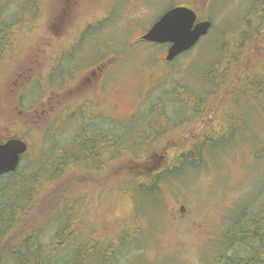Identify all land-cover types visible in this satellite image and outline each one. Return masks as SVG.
Masks as SVG:
<instances>
[{"label": "rangeland", "instance_id": "obj_1", "mask_svg": "<svg viewBox=\"0 0 264 264\" xmlns=\"http://www.w3.org/2000/svg\"><path fill=\"white\" fill-rule=\"evenodd\" d=\"M178 4L194 7L212 26L189 52L166 61L167 45L137 42V37ZM61 5L62 0H0V138L16 133L27 143L19 170L51 158L60 163L65 152L81 156L80 168L68 171L58 188L74 195L67 206L73 219L82 221L75 226L80 238L94 233L111 253L108 261L95 256L90 264H221L231 253L230 225L264 184V89L255 99L240 97L264 53V20L258 24L257 16L249 17L257 2L82 0ZM255 27L261 32L251 37L258 41L247 48ZM234 45L247 48L239 62L229 59ZM103 60L110 63L105 78L93 81L99 102L87 108L81 100L88 86L78 82L84 70ZM258 64L261 70L264 61ZM216 65L217 74L227 73L225 84L203 89L202 68ZM207 90L208 103L196 111L195 101ZM154 117L159 125L151 122ZM236 124L242 131L230 135ZM100 128L106 134L115 131L117 144L112 150L99 148L92 163L76 140L82 129ZM206 134L208 141L202 137ZM213 139L220 141L207 144ZM202 143L198 166H172L159 178L146 208L137 207V195L132 201L125 185L117 190L118 178L123 181L131 165L145 164V174L169 168Z\"/></svg>", "mask_w": 264, "mask_h": 264}, {"label": "trees", "instance_id": "obj_2", "mask_svg": "<svg viewBox=\"0 0 264 264\" xmlns=\"http://www.w3.org/2000/svg\"><path fill=\"white\" fill-rule=\"evenodd\" d=\"M255 1L257 5L249 11V17L257 16L258 24H260L264 20V18H260L264 17V0ZM205 2L207 3V0ZM251 27L253 26L251 25ZM249 32L250 43L247 48L251 46L255 48L253 43L258 40H253L251 36L257 37L254 35H258L261 28L255 27ZM0 44L4 45V41H1ZM3 45H0V58ZM189 50L180 55L189 52ZM245 50L234 45L235 55L233 53L229 59L239 62L237 60ZM260 56L253 64L252 73L244 81V93L240 97L251 94L255 99L258 92L261 93V90L264 89V65H261L260 70L258 64V61H264V53H262V57ZM249 61L246 57L245 63ZM206 67L204 66L201 72L203 89L207 85L216 88V86L225 84L227 73L223 75L220 71L217 74V65L216 67L210 66L211 68H207L203 72ZM209 91L207 90L199 101H195L196 111L202 107L203 102L208 103L205 95L207 96ZM154 111L158 112L159 118L163 117L162 110L155 108ZM159 118L154 117L151 122L159 125L158 121H155ZM241 128L240 124L236 127L235 125L230 126L229 134L232 135L231 132L234 133L239 129L242 131ZM160 129L165 130L164 128ZM156 130H159V127ZM131 132H133V128H131ZM210 136L206 134L202 137H206L208 141L211 139ZM11 137L23 140L16 133H13ZM4 140V137L0 138V142ZM205 140L203 138L201 142L205 143ZM76 141L77 147H79L78 140ZM213 141L207 144H216L220 140L213 139ZM204 143L188 152L187 157L185 154V157L175 159L169 168L153 169L145 174L143 173L147 167L145 164L131 165L132 168L125 172L127 175L123 176V181L118 178L117 190L120 187L119 190L122 191L125 185V190L129 191V195L133 198L132 201L137 195V207L142 205L146 208L147 201L153 199L152 197L157 194L159 178L166 172H171L172 166L175 169H181L187 164L189 167L198 166V157ZM47 152L49 153L51 150L47 149ZM80 158L81 156L75 151L65 152L61 156L60 163H53V158L50 159V163H45V161L30 162L25 164L27 168L23 171H20L18 166L13 172L0 175V264H90L95 256H101L107 261L110 259L111 253L105 252L102 240L94 233L80 238L82 237L81 233L75 226L76 223L79 225L82 221L79 218L73 219L74 216L68 212L67 206L70 197L74 195L66 193L63 187L58 188L61 178L68 171L80 168ZM195 162L197 163L195 164ZM58 191L61 192L54 195ZM125 194L127 195V193ZM127 198L128 195L122 196V199L126 200ZM243 207V213L237 216L233 224L230 225L227 236L225 234L232 242L230 243L231 253L223 258L221 264H264V184L257 197L251 202H246ZM34 215H40L36 221H32ZM106 247L110 248V245Z\"/></svg>", "mask_w": 264, "mask_h": 264}, {"label": "water", "instance_id": "obj_3", "mask_svg": "<svg viewBox=\"0 0 264 264\" xmlns=\"http://www.w3.org/2000/svg\"><path fill=\"white\" fill-rule=\"evenodd\" d=\"M211 26L210 20L198 19L193 9L175 6L163 13L141 38L147 42L169 44L165 60L171 61L195 46ZM26 151L27 143L19 138L0 142V175L15 171Z\"/></svg>", "mask_w": 264, "mask_h": 264}, {"label": "flooded vegetation", "instance_id": "obj_4", "mask_svg": "<svg viewBox=\"0 0 264 264\" xmlns=\"http://www.w3.org/2000/svg\"><path fill=\"white\" fill-rule=\"evenodd\" d=\"M80 1H82V0H65L64 2L62 0L61 6H62V8H63V4H65L64 5L65 7L67 5L73 6V5L78 4ZM175 6H186L188 8L193 9L197 14V18L199 19V15L197 13V10L192 6H188L185 4L173 5V6L169 7L167 10H169L170 8L175 7ZM167 10H165L163 13H165ZM161 15H159L155 19V21ZM62 16H63V13H62ZM152 24L150 26H152ZM150 26H149V28H150ZM147 30H145L144 33ZM142 35H139L137 37V39H138L137 42H141V41L147 42L141 38ZM165 45H167V48H168L169 44H165ZM107 62H110V59H108ZM107 62L105 60H103L102 63L97 61L96 65H94L91 68L88 67V69L83 71V73H84L83 78H81L80 82H78V85H80V87H82V88H85L88 86V90L84 93L82 100H81L83 102L84 106L87 108L90 107L91 104L99 102V100L94 98V97H96V95L98 96L99 93H97V91L95 92V87L93 85V81L95 80V77H99V75H101V76H103V78H105V73H107L106 70L110 67V65H109L110 63H107ZM94 83H96V81ZM66 107L67 106H65V108ZM95 115H97V114L89 113L90 118L94 117ZM101 130H103V131H101ZM77 140H78V144H79V147L81 149V152H85L88 150L87 152L90 153V156L92 158V163H95L98 161L97 158H99V156H98L97 152L99 151V148H101L102 146H106V147H108V149L112 150L115 147V145L117 144V143H115L114 131H111V130L107 131V134H106L105 130L101 129V128L98 129L96 132H92V133H91V131L88 132V131H85L84 129H82L81 130V136ZM107 162L108 163H114L113 161H107ZM133 162H135V161H133ZM98 163H101V161H99ZM103 163H105V162H103ZM135 163H146V161L145 160L144 161H137Z\"/></svg>", "mask_w": 264, "mask_h": 264}, {"label": "bare ground", "instance_id": "obj_5", "mask_svg": "<svg viewBox=\"0 0 264 264\" xmlns=\"http://www.w3.org/2000/svg\"><path fill=\"white\" fill-rule=\"evenodd\" d=\"M179 56V55H178Z\"/></svg>", "mask_w": 264, "mask_h": 264}]
</instances>
